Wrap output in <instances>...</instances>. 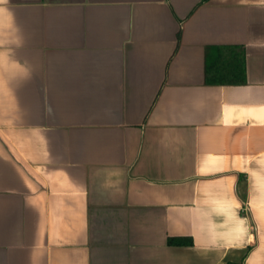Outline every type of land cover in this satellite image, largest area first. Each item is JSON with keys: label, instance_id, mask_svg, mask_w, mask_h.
I'll use <instances>...</instances> for the list:
<instances>
[{"label": "crops", "instance_id": "1", "mask_svg": "<svg viewBox=\"0 0 264 264\" xmlns=\"http://www.w3.org/2000/svg\"><path fill=\"white\" fill-rule=\"evenodd\" d=\"M0 264H264V0H0Z\"/></svg>", "mask_w": 264, "mask_h": 264}, {"label": "trees", "instance_id": "2", "mask_svg": "<svg viewBox=\"0 0 264 264\" xmlns=\"http://www.w3.org/2000/svg\"><path fill=\"white\" fill-rule=\"evenodd\" d=\"M173 243H183L185 242L186 240H183V239H172L171 240ZM187 242V241H186Z\"/></svg>", "mask_w": 264, "mask_h": 264}]
</instances>
